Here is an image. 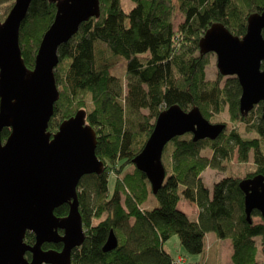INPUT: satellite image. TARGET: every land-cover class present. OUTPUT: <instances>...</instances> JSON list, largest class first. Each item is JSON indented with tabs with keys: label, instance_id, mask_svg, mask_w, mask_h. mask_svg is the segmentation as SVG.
Here are the masks:
<instances>
[{
	"label": "trees",
	"instance_id": "16d2710c",
	"mask_svg": "<svg viewBox=\"0 0 264 264\" xmlns=\"http://www.w3.org/2000/svg\"><path fill=\"white\" fill-rule=\"evenodd\" d=\"M129 1L133 6L125 11L121 0H99V18L83 22L57 52L54 79L59 97L47 131L55 133L64 120L84 110L86 124L96 133L95 155L104 165L102 174L83 176L78 183L85 240L73 251L71 264H176L164 249L165 242L176 236L187 254L197 255L203 252L207 233L230 241L231 264H259L255 238L264 245V223L245 219L240 178L224 177L208 189L201 174L206 169L224 170L235 156L239 163L252 159L254 171L244 178L264 176L260 107L249 113L257 115L250 122L248 116H240L241 89L236 78H227L223 84L220 76L212 82L206 80L209 54L200 55L198 41L214 23L242 37L247 17L261 12L264 0ZM175 6L182 16L176 30ZM54 15L53 3L31 0L19 28L26 68L32 69ZM116 61L124 63V85L111 72ZM174 105L183 111L197 108L208 122L226 107L231 123L242 124L257 136L242 137L234 125L214 140L194 142L190 134L170 140L161 159L167 180L154 195L156 207L148 210L142 207L150 193L147 180L131 160L141 151L158 114ZM8 135L9 129L4 128L1 140ZM131 165L132 172L125 173ZM110 175L114 177L112 192ZM181 200L196 206V220L179 211ZM67 213L66 204L54 210L59 218ZM251 217L260 215L252 211ZM110 231L118 245L103 252ZM24 242L32 245L34 236L26 233ZM41 248L60 250L61 244ZM25 258L29 260L30 255L26 253Z\"/></svg>",
	"mask_w": 264,
	"mask_h": 264
},
{
	"label": "water",
	"instance_id": "95a60500",
	"mask_svg": "<svg viewBox=\"0 0 264 264\" xmlns=\"http://www.w3.org/2000/svg\"><path fill=\"white\" fill-rule=\"evenodd\" d=\"M30 2L14 0L6 18L0 20V134L9 129L4 141L0 136V264H71L72 251L85 240L77 186L83 176L102 174L104 165L95 155L96 133L86 124L83 110L64 120L55 133L47 128L59 97L54 79L58 48L83 22L99 18V0H48L55 5V15L28 69L21 57L19 28ZM263 30L264 9L247 17L242 37L233 36L220 23L212 24L199 39L198 49L200 55L216 56L220 76L236 78L241 89L240 115L245 117L262 102L264 123ZM224 129V124L208 122L197 108L183 111L171 106L158 114L131 163L155 195L164 182L161 159L170 140L185 134L194 142L214 140ZM238 186L245 219L250 223L256 211L264 223V176L242 179ZM64 204L67 215L56 217L54 210ZM26 233L34 236L32 245L24 242ZM43 244L62 247L60 251L43 250ZM117 245L110 231L102 251Z\"/></svg>",
	"mask_w": 264,
	"mask_h": 264
},
{
	"label": "rangeland",
	"instance_id": "374dc122",
	"mask_svg": "<svg viewBox=\"0 0 264 264\" xmlns=\"http://www.w3.org/2000/svg\"><path fill=\"white\" fill-rule=\"evenodd\" d=\"M14 4V0L8 1L3 0L2 4L0 3V20L3 21L8 12L10 11L11 7ZM121 7L123 10L128 11L132 8L133 4L130 3L129 0H121ZM182 16L179 11V9L175 6L174 9V17H173V28L176 30L177 26L181 23ZM124 63L121 61H116V66L112 69V74L116 77L121 78L123 85L125 84L124 81ZM220 75L218 74V71L216 69V56L212 53L209 54V65L206 67V80L212 82ZM221 78V84L224 83V81L229 77H222ZM84 111V110H83ZM260 116V114H258ZM256 113L248 115L247 118H249L250 122H253L256 120ZM211 124H224L225 129L228 127L232 128V126L237 125L238 130L241 133L242 137L245 138H255L257 135L255 134L254 130L246 131L245 127L242 124L239 123H231L229 121V117L227 114L226 107L223 108V111L217 116H214L211 121H209ZM170 150V146H167V150ZM168 157V156H167ZM166 157V162H167ZM133 166H129L126 168L125 173L132 172ZM254 171V165L252 163L251 157L249 158L248 162L246 163H239L236 160V157L234 156L230 162V165L222 171L213 170V169H206L202 173V181L206 185L208 189H211L212 185L219 181L220 179L228 176H233L240 178V180L245 179L244 177L247 174H251ZM113 175H110V178L108 180V187L110 192H112L113 187ZM167 179H164V182ZM163 182V183H164ZM148 183V181H147ZM149 187V195L147 196L146 201L142 204V207L145 209H152L156 207L157 201L155 196L151 192L150 185L148 183ZM185 201V200H184ZM198 213V212H197ZM185 214V213H184ZM192 220V219H191ZM251 222L254 224L260 223L261 218L260 217H251ZM96 220L92 221V224H95ZM211 237L204 238V249L201 254L197 255H190L187 254L184 249L180 246L178 238L176 236L171 237L167 242L164 244V249L173 257L174 260H178V257H180L181 261L177 262L176 264H231L230 257H231V251L229 250V243H226L224 241L219 242V239L215 236V234L210 233ZM255 243L257 246V254H256V261L259 264L264 263V255L262 253V245L260 238H255ZM221 245L222 248H218ZM218 250V251H217Z\"/></svg>",
	"mask_w": 264,
	"mask_h": 264
},
{
	"label": "crops",
	"instance_id": "0c3cea01",
	"mask_svg": "<svg viewBox=\"0 0 264 264\" xmlns=\"http://www.w3.org/2000/svg\"><path fill=\"white\" fill-rule=\"evenodd\" d=\"M201 178H202V174H201ZM177 208L179 209V211L185 213L190 219L196 220L197 214H198L197 213L198 209L196 208V206L194 204H191V203H189L186 200L185 201L181 200V201L178 202ZM210 235H211L210 233H207L205 236L206 237H211ZM222 241H224L226 243H229L228 244L229 250L232 252L230 241L229 240H219V242H222ZM217 246H219L218 247L219 249L222 248L221 245H219V244ZM179 261H181L180 257H178V260L176 261V263L179 262Z\"/></svg>",
	"mask_w": 264,
	"mask_h": 264
},
{
	"label": "flooded vegetation",
	"instance_id": "af4514ba",
	"mask_svg": "<svg viewBox=\"0 0 264 264\" xmlns=\"http://www.w3.org/2000/svg\"><path fill=\"white\" fill-rule=\"evenodd\" d=\"M256 106H259V107H260V115H261L262 102H260V103H258L257 105H255V106L253 107V109H254ZM253 109H252V110H253ZM252 110H251V111H252ZM251 111H250V112H251ZM250 112H249V113H250ZM249 113H248L244 118H246V117L249 115ZM240 116H241V115H240ZM260 119H261V118H260ZM262 122H263V121H262ZM59 233L62 234L60 231H59ZM61 247H62V245H61ZM60 249H61V248H60ZM74 250H75V249H74ZM74 250H73V251H74ZM57 251H60V250H57ZM73 251H72V253H73ZM72 253H71V256H72Z\"/></svg>",
	"mask_w": 264,
	"mask_h": 264
},
{
	"label": "bare ground",
	"instance_id": "6f19581e",
	"mask_svg": "<svg viewBox=\"0 0 264 264\" xmlns=\"http://www.w3.org/2000/svg\"><path fill=\"white\" fill-rule=\"evenodd\" d=\"M165 179V178H164Z\"/></svg>",
	"mask_w": 264,
	"mask_h": 264
}]
</instances>
